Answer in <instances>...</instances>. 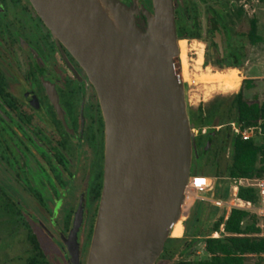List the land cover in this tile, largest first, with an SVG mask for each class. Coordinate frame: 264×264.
<instances>
[{"label": "flooded vegetation", "instance_id": "1", "mask_svg": "<svg viewBox=\"0 0 264 264\" xmlns=\"http://www.w3.org/2000/svg\"><path fill=\"white\" fill-rule=\"evenodd\" d=\"M114 1L131 10L139 31L146 30L149 0ZM173 9L186 58L189 42L198 44L192 48L198 65L203 51L216 69L251 65L247 52L256 44L247 40L245 30L253 16L240 0H173ZM219 120L196 128L194 139L209 136L208 151L213 141L224 140L227 129L231 134L230 123ZM200 150L196 147L192 161ZM104 151L100 104L84 70L29 0H0V203L37 242L31 228L53 241L62 264H86L103 185Z\"/></svg>", "mask_w": 264, "mask_h": 264}, {"label": "water", "instance_id": "2", "mask_svg": "<svg viewBox=\"0 0 264 264\" xmlns=\"http://www.w3.org/2000/svg\"><path fill=\"white\" fill-rule=\"evenodd\" d=\"M29 1L84 70L104 122L103 185L86 264H155L180 220L196 157L173 0H150L145 31L114 0Z\"/></svg>", "mask_w": 264, "mask_h": 264}, {"label": "trees", "instance_id": "3", "mask_svg": "<svg viewBox=\"0 0 264 264\" xmlns=\"http://www.w3.org/2000/svg\"><path fill=\"white\" fill-rule=\"evenodd\" d=\"M151 9V4L149 0ZM245 37L252 44H258L262 38L257 34V21L254 17L249 20L245 30ZM204 64L208 65V57L205 55ZM233 67V66H231ZM222 69V68H220ZM256 79L247 78L242 82L239 92L232 96L227 104L224 101L213 103L207 108L200 104L195 110H190V122L197 128L208 126L212 120L219 117L224 109L226 113H232L228 118V123H235L241 130L258 126L251 139L243 141L239 136L231 135L228 132L223 136L221 143L216 140L206 150V143L211 142L209 136H200L195 139V145L201 150L196 159H203L204 163L196 167L195 176L215 178L223 185L224 179H252L264 177V100L249 101L245 98L244 91L252 90L256 87ZM205 138L207 141H205ZM218 157L220 161H218ZM209 166V173L205 168ZM226 191L215 193L217 199L226 196ZM238 198L244 202L258 203L257 192L254 189L240 188ZM214 219L211 226L205 232H201L198 223L191 238H203V252L205 259L190 261L183 258L189 250L190 242L183 238H169L164 246L163 252L156 262L166 260L168 264H245L252 257L264 258V236L258 226L259 217L255 214L232 209L227 218L225 208H221L218 214L217 208L212 207ZM190 217L183 222L184 236L188 233L187 223ZM196 223V222H195ZM214 233H218L217 238H211ZM27 240L30 245V257L27 264H43L44 256L40 250L34 236L28 234ZM169 242L176 243V248H169ZM187 244V245H186ZM179 255L178 260L173 259Z\"/></svg>", "mask_w": 264, "mask_h": 264}, {"label": "rangeland", "instance_id": "4", "mask_svg": "<svg viewBox=\"0 0 264 264\" xmlns=\"http://www.w3.org/2000/svg\"><path fill=\"white\" fill-rule=\"evenodd\" d=\"M227 4L233 2L235 0H223ZM126 9V8H124ZM134 22L133 15L130 9H126ZM254 19L257 21V34L262 38V41L253 48L248 49V57L251 62V65L248 68L243 69H236V68H222L216 69L211 65H205L203 63L205 53H202V62L200 65L197 64V56L193 54L194 50L192 48H198L197 43H189L187 42V72H188V82L184 81L183 84L184 94H185V102H186V111L189 115L190 110H195L200 104H204L207 108L213 103H218L224 101V104H227L232 96L236 95L242 85V82L247 78H254L256 79V87L252 90L244 91L245 98L249 101H263L264 100V12L263 6H260L258 9V13L253 16ZM135 24V23H134ZM136 26V25H135ZM178 65V63H177ZM178 69V68H177ZM234 69L238 72L229 73L227 70ZM221 71V72H220ZM210 79H214L216 76L221 75H235L240 79L239 89L236 92H229L224 93L217 88V86L212 84H207L206 81L201 82L199 79L204 78L208 80L209 78L206 75H210ZM191 76V77H190ZM190 81V82H189ZM200 82V83H199ZM215 86V87H214ZM211 91V92H210ZM220 91V92H219ZM224 93V94H223ZM227 109H224L222 114L219 116L218 124H225L228 123V118L232 115L228 112L226 113ZM216 125V124H215ZM197 127L194 126L193 129ZM226 130V129H225ZM228 132V130H226ZM220 161V158L217 159ZM203 159H196L192 161L190 177L195 176L194 171L196 167H200L203 165ZM207 173L211 170L209 166L205 168ZM209 178V177H208ZM213 181V188L214 190L211 192H205L198 194V198H202L204 200H213L217 199L215 197V193L226 191V196L219 198V200L223 202H228L231 198L230 196V189L231 184L228 182V179H224L225 182L223 185L221 182L219 183L217 179L210 178ZM4 205L0 203V264H27V259L30 257V245L27 240L28 230L23 228L22 224L16 217L11 213ZM212 207L208 203L196 201L193 207L190 209L188 217H190L187 228L188 233L182 235L184 241L190 242L189 250L186 251L183 258L190 261H197L201 259H205L206 256L203 252V238L199 237L198 239L191 238L193 231L195 229V225L198 223V226L201 232H205L209 229L214 219L211 218L212 216ZM255 207H260V204H256ZM183 211L185 209H182ZM218 214L215 216V219L221 214V208L216 209ZM187 217V218H188ZM186 220V219H185ZM196 222V223H195ZM258 226L262 230V235L264 236V218L258 219ZM181 229H183V222L181 225ZM30 232L34 233L37 238L39 239L38 242L40 247L42 248L44 255H46V264H62L63 257L58 252L56 244L53 241L46 239L41 231L37 228H31ZM179 239V238H178ZM187 245V244H186ZM167 247H171L173 249L176 248V243L169 242ZM180 258L177 255L173 261L178 260ZM157 264H168L166 260H160ZM245 264H264V258L259 257H252L247 260Z\"/></svg>", "mask_w": 264, "mask_h": 264}, {"label": "built area", "instance_id": "5", "mask_svg": "<svg viewBox=\"0 0 264 264\" xmlns=\"http://www.w3.org/2000/svg\"><path fill=\"white\" fill-rule=\"evenodd\" d=\"M241 7L250 15L254 16L258 13V9L260 6H263L264 12V0H240ZM195 54V52H193ZM229 128L232 135L239 136L243 141H247L251 139L254 135V131L258 129V126L248 129L241 130L235 123H230ZM198 133V130L193 129V136L195 137ZM264 165V160H263ZM228 182L231 184L230 189V200L228 202H223L219 199L213 200H204L202 198H198V194L205 192H212L213 181L210 178L203 177L200 175L189 177L188 183L184 188L183 192V202L180 207V219H187L190 209L193 207L196 201L208 203L215 208H225L226 217L232 209L249 212L255 214L259 218H264V177L261 178H244V179H236L231 180L228 179ZM240 188L246 189H254L257 192L258 203L260 207H255L256 204H252L251 202H244L240 200L237 196ZM193 196V200L191 205L188 207L187 211L182 210V206L185 204L186 199H190ZM257 203V204H258ZM218 233H214L211 238H217Z\"/></svg>", "mask_w": 264, "mask_h": 264}, {"label": "bare ground", "instance_id": "6", "mask_svg": "<svg viewBox=\"0 0 264 264\" xmlns=\"http://www.w3.org/2000/svg\"><path fill=\"white\" fill-rule=\"evenodd\" d=\"M177 48H178L177 63L179 65V75H180V79H181V81L183 83V81H184V75H185V81L188 82V80H189V78H188V72L186 73V69H187V66H186L187 65V58H186V52H185L184 47H183V44H182V40H180V41L177 42ZM180 66H181V68H182V70L184 72V75L182 73V70H181ZM199 80L201 82L206 81L207 84H212V85L217 86V88L219 90H221L222 92H224V93L236 92L239 89V85H240V79L237 76H231V77H229V76H223V75H221V76H216L212 80L211 79L206 80L203 77L200 78ZM192 200H193V196H192V198L185 200V204L182 206V209H185L184 211H187L188 207L192 203ZM182 222H181V219H180L179 222L174 225V227L172 229V232H171V237L172 238L178 239V238H181L182 237V234H183V232H182L183 229H181ZM179 229H180V236L175 237V235H176V233L178 232Z\"/></svg>", "mask_w": 264, "mask_h": 264}, {"label": "crops", "instance_id": "7", "mask_svg": "<svg viewBox=\"0 0 264 264\" xmlns=\"http://www.w3.org/2000/svg\"><path fill=\"white\" fill-rule=\"evenodd\" d=\"M182 232H183V234H184V227H183V231H182ZM183 234H182V235H183Z\"/></svg>", "mask_w": 264, "mask_h": 264}]
</instances>
